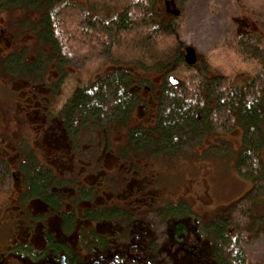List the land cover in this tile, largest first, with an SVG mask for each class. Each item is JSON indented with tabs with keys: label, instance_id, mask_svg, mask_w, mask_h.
I'll return each instance as SVG.
<instances>
[{
	"label": "flooded vegetation",
	"instance_id": "1",
	"mask_svg": "<svg viewBox=\"0 0 264 264\" xmlns=\"http://www.w3.org/2000/svg\"><path fill=\"white\" fill-rule=\"evenodd\" d=\"M18 31L0 26V264H217L187 200L163 199L159 173L137 176L156 155L135 148L133 133L155 125V95L175 75L154 90L133 80L123 118L87 121L60 97L81 69L69 72L55 47L20 43Z\"/></svg>",
	"mask_w": 264,
	"mask_h": 264
},
{
	"label": "trees",
	"instance_id": "2",
	"mask_svg": "<svg viewBox=\"0 0 264 264\" xmlns=\"http://www.w3.org/2000/svg\"><path fill=\"white\" fill-rule=\"evenodd\" d=\"M241 1H245L253 17L264 27V0ZM163 2L0 0V12L8 9L27 14L36 12L37 18L21 25L34 33L29 41L35 39L38 45L51 44L56 52L61 50L59 40L62 39L56 37V29L60 28V20H67L62 17L75 21L74 34L79 35L89 50L94 47V35L104 39L106 48L97 54L98 61L116 64L117 68L97 77L98 82L93 85V74L97 71L94 62L95 68L89 72L81 69L79 75L70 73L60 91L66 105H76L87 121L93 118L90 113H95V120L104 112L105 116L116 114L123 118L133 104L125 89L133 80L146 83L151 72L162 73L166 79L170 73L183 75L184 80L176 85L164 80L160 86L159 94L155 95L158 109L155 125L149 130L138 127L133 133L134 142L139 144L135 148L144 154L171 156L183 149L193 153L197 150L195 146L208 138L210 141L205 146L220 145L225 149L229 141L224 133L232 128L240 129L241 143L233 165L236 172L253 185L244 196L229 202L212 216L208 222L209 239L217 264H257L249 244L264 232V211L261 212L264 209V33L233 30L220 40L226 51L254 65L250 75L212 71L207 60L199 66L188 67L183 63L182 53L181 56L169 54L178 30L185 25L177 24L180 15L176 18L166 12L169 16L162 14ZM163 52L170 56L163 57ZM62 53L64 61L72 64V58ZM164 63L170 65L163 67ZM80 66L78 63L76 68ZM147 84L154 90L151 83Z\"/></svg>",
	"mask_w": 264,
	"mask_h": 264
},
{
	"label": "rangeland",
	"instance_id": "3",
	"mask_svg": "<svg viewBox=\"0 0 264 264\" xmlns=\"http://www.w3.org/2000/svg\"><path fill=\"white\" fill-rule=\"evenodd\" d=\"M175 2L181 11L180 21H177V24L180 22L185 26L178 30L179 32L173 40L174 43L170 46L169 54L173 52L181 56L182 50L186 47H192L197 52L199 65L202 61L207 60L212 71L228 70L238 76L250 75V72L254 70V65L233 56L231 51H226L220 44V40L227 37L233 30L241 33L255 30L259 34L264 33L263 25L256 17H253L245 1L176 0ZM160 10L164 16L167 15L164 10V2L160 5ZM35 16L36 12L27 14L18 9L3 10L0 12V26L7 28L10 34H14V29L18 28V41L23 44L32 43L27 40L33 38L34 33L21 24L27 20H34L37 18ZM62 18L67 20H60V28L56 29V37H62L59 40L60 51L72 58V64L67 65L69 72L70 70L77 72L79 69L89 72L95 68L94 62H96L97 77H99L110 70L111 66L116 65L103 60L98 61L97 54L106 48L103 38L94 35V41H92L94 47L89 50L87 46L83 45V40L80 39L79 35L74 34L75 21H71V18ZM39 46L41 49L54 47L51 44H40ZM163 54V57L170 56L164 52ZM78 63L81 64L80 68H76ZM162 65L168 67L170 64L168 66L165 63ZM140 72L137 70V73ZM161 74L151 72L148 76L149 82L156 85L162 78ZM175 77L177 80H184L183 75H175ZM153 106L152 104L149 105L150 112L153 111ZM132 120H134V114ZM131 123L133 124V121ZM120 132L122 133V131ZM215 132L218 134L217 131ZM8 133L15 134L14 131ZM241 134V130L238 128H232L224 133L223 136H227L229 141V147L225 149H221L220 145L205 146L210 141L208 138L205 143L196 145L197 150L193 153L183 149L182 151L177 150L176 154L171 156L161 155L156 156V158H147L142 160L147 168H142L137 173L139 179L149 177L153 173L162 175L161 179L164 183L161 196L163 199L187 200L193 211L188 218L202 228L200 236L203 241H205L204 235H209V229L203 223L208 224L219 209L224 208L231 201L240 199L252 188L253 183L243 179L233 165V157L241 143ZM116 138L117 135L112 134L109 137V143H115ZM213 142L215 143V141ZM210 153L212 156L208 155ZM184 207L187 208L186 205ZM263 211L264 209L261 212ZM256 239L253 238L250 241L249 247L254 252L253 258L258 262L257 264H264V232Z\"/></svg>",
	"mask_w": 264,
	"mask_h": 264
},
{
	"label": "water",
	"instance_id": "4",
	"mask_svg": "<svg viewBox=\"0 0 264 264\" xmlns=\"http://www.w3.org/2000/svg\"><path fill=\"white\" fill-rule=\"evenodd\" d=\"M165 10L167 13L173 15L177 18V16L180 15L181 11L180 9L175 8L174 1L171 0L169 3L166 2L165 4ZM184 57L183 61L187 66H195L197 64V52L192 47H187L184 49ZM170 81L173 83V85L177 84V80H174L173 77H170Z\"/></svg>",
	"mask_w": 264,
	"mask_h": 264
}]
</instances>
